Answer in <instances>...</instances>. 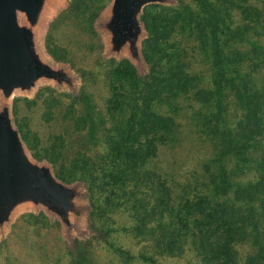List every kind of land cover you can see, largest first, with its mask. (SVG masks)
<instances>
[{
	"label": "rangeland",
	"instance_id": "374dc122",
	"mask_svg": "<svg viewBox=\"0 0 264 264\" xmlns=\"http://www.w3.org/2000/svg\"><path fill=\"white\" fill-rule=\"evenodd\" d=\"M179 1V7L151 5L146 10L152 17L169 19L175 9H183L185 17L189 12L208 15L210 8L204 6V1L219 6V16L228 27L225 31L228 36L220 37L228 45L225 48L227 54L234 57L231 52H237L248 66L243 67L264 86V0ZM108 2L77 0L75 9L56 22L49 33L48 49L54 57L71 63L82 74V97L71 101L68 96L42 89L33 100H16L13 108L16 123L33 156L49 161L55 159L53 167L57 177H73L66 182L83 180V174L90 176L92 183L89 179L83 181L90 189L92 201L101 206L93 223L102 232V237L91 240L87 255L76 259L65 252L57 225H50L42 215H25L17 220L0 247V264H151L141 255L151 256L154 264H198V258L190 248H186L182 256L160 254L154 251L147 239L135 234L129 199L141 196L147 202L149 194L144 186L139 185L133 194H127L129 188L126 187L125 197L120 189H116L109 200L105 199L107 192L102 197L94 194V191L107 189L98 185L95 177L106 158V130L112 123L107 119L103 123L100 118L106 115L113 89L111 84L116 77L112 70L118 64L101 61V47L92 32L91 19ZM203 9L206 10L204 13ZM176 30L169 43L178 51L180 60L185 63L186 71L195 77L196 84L188 93L174 99L172 106L156 107L159 115L173 119L174 131L157 146L155 157L146 164L147 169L161 178L159 188H168L171 200L175 202L186 197L188 188L193 191L202 189L203 176L214 172L210 135L217 122L212 116L215 100L204 102L212 88V57L206 53L207 48L201 47L192 31ZM149 37L150 34L146 40ZM124 90L132 93L128 87ZM196 90L198 96L195 95ZM228 100L224 117L232 123L236 112L232 97ZM88 113L93 118L95 136L77 126L78 119ZM230 166L237 165L231 163ZM252 175L250 172L249 179ZM250 253L252 250L248 245L238 247L241 264H245Z\"/></svg>",
	"mask_w": 264,
	"mask_h": 264
},
{
	"label": "trees",
	"instance_id": "16d2710c",
	"mask_svg": "<svg viewBox=\"0 0 264 264\" xmlns=\"http://www.w3.org/2000/svg\"><path fill=\"white\" fill-rule=\"evenodd\" d=\"M203 4L210 8L205 16L189 12L185 17L183 9H175L172 17L166 19L152 17L145 9L143 21L150 37L144 41L143 51L153 64L152 72L142 83L126 61L112 70L116 76L111 84L112 95L106 115L100 118L103 123L104 119L109 120L112 126L106 130L107 154L95 177L98 185L107 189L94 194L102 197L107 192L105 199L109 200L116 189L125 197L139 185L144 186L149 194L147 202L141 196L129 199L133 230L147 239L157 253L182 256L190 248L198 264H241L238 247L248 245L252 253L245 264H264V86L243 67L247 64L237 52H231L234 57L227 54L228 45L220 37L228 36V27L219 16V6L205 1ZM175 29L192 31L212 57V88L204 102L215 100L212 116L217 121L210 135L214 172L203 176L202 189L188 188L186 197L177 203L171 200L168 188H159V175L146 168L155 157L157 146L174 131L173 119L159 115L156 107L172 106L174 99L196 84L178 51L169 43ZM195 95L198 96L197 90ZM229 97L236 112L232 123L224 117ZM92 119L91 113L83 115L77 126L95 136ZM22 137L25 140L23 134ZM50 161L56 163L55 159ZM231 163L237 166L231 167ZM81 177L84 181L90 178L86 174ZM126 187L129 190L125 193ZM94 205L93 222L101 209L98 202ZM141 258L155 263L151 256Z\"/></svg>",
	"mask_w": 264,
	"mask_h": 264
},
{
	"label": "water",
	"instance_id": "95a60500",
	"mask_svg": "<svg viewBox=\"0 0 264 264\" xmlns=\"http://www.w3.org/2000/svg\"><path fill=\"white\" fill-rule=\"evenodd\" d=\"M77 0H0V247L17 220L42 215L57 225L65 252L76 259L87 255L91 240L102 237L92 221L95 205L83 180L66 182L53 164L32 155L16 123V100H33L42 89L82 97V74L48 49L56 22L73 11ZM179 7V0H109L91 19L103 63L123 61L145 82L153 64L143 43L148 6Z\"/></svg>",
	"mask_w": 264,
	"mask_h": 264
}]
</instances>
